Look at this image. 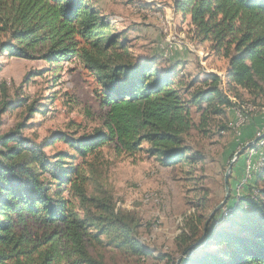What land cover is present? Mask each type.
Instances as JSON below:
<instances>
[{
  "label": "trees",
  "instance_id": "trees-1",
  "mask_svg": "<svg viewBox=\"0 0 264 264\" xmlns=\"http://www.w3.org/2000/svg\"><path fill=\"white\" fill-rule=\"evenodd\" d=\"M174 5L197 37L228 61V91L237 99L241 91L263 98L264 0ZM104 11L94 0H0V58L77 61L92 74L107 109L103 126L91 134L56 131L37 142L24 135V124L0 133V264H108L101 250L106 241L141 259L152 255L135 218L118 213L110 196L90 194L103 149L113 145L120 155L143 153L164 167H190L203 161L192 142V109L202 112L207 126L234 105L216 74L185 84L176 64L135 58ZM0 90L7 95L3 84ZM15 105L0 101V128ZM28 111L29 117L41 112L33 105ZM60 142L69 151H47ZM247 183L241 196L229 197L225 217L220 210L212 219L203 212L186 219L176 239L178 257L160 258L168 264H264V168Z\"/></svg>",
  "mask_w": 264,
  "mask_h": 264
},
{
  "label": "rangeland",
  "instance_id": "rangeland-1",
  "mask_svg": "<svg viewBox=\"0 0 264 264\" xmlns=\"http://www.w3.org/2000/svg\"><path fill=\"white\" fill-rule=\"evenodd\" d=\"M94 1L105 9L101 13L109 21L115 20L117 31L125 33L123 38L133 46L130 52L135 58L154 57L159 62L176 64L185 84L216 74L222 78L223 88L234 103L222 115L210 117L207 126L202 121V112L192 109L197 126L192 142L203 161L190 167L181 164L164 167L143 153L120 155L113 145L105 147L102 158L96 162L98 170L90 194L110 196L118 213L135 218L138 237L152 252L141 259L106 241L101 250L108 264H168V259L160 257L167 254L178 257L176 239L182 234L186 219L201 212L211 216L224 201L225 177L230 166V197L241 196L250 184L246 183L249 163L258 166L263 161L264 97L255 99L241 91V99H237L228 91V61L197 37L190 20H184L176 11V0ZM0 62V84L7 92L5 95L0 90V101L16 102V108L1 117V134L24 124V135L41 142L56 131L81 136L103 126L107 109L97 95L100 87L77 61L51 65L43 60L27 61L3 55ZM37 72L42 74L33 75ZM32 105L41 112L29 117ZM47 151L69 149L60 142ZM241 158L244 166L239 178L234 169ZM200 204L205 205L204 209H200ZM220 210L224 217L231 211L227 203Z\"/></svg>",
  "mask_w": 264,
  "mask_h": 264
},
{
  "label": "water",
  "instance_id": "water-1",
  "mask_svg": "<svg viewBox=\"0 0 264 264\" xmlns=\"http://www.w3.org/2000/svg\"><path fill=\"white\" fill-rule=\"evenodd\" d=\"M251 145V144H250ZM231 171H232V166H230V168H229V171L227 172V174H226V177H225V191H226V197H225V199H224V201L215 209V211L211 214V216H210V219H212L215 215H216V213L223 207V206H225V204L228 202V200H229V197H230V191H231V189H230V185H229V176H230V174H231ZM180 261L181 260H178V262H177V264H179L180 263Z\"/></svg>",
  "mask_w": 264,
  "mask_h": 264
},
{
  "label": "bare ground",
  "instance_id": "bare-ground-1",
  "mask_svg": "<svg viewBox=\"0 0 264 264\" xmlns=\"http://www.w3.org/2000/svg\"><path fill=\"white\" fill-rule=\"evenodd\" d=\"M261 157L263 158L262 163H260L258 166L255 165L256 168H249L248 169V179L247 180H250L253 177L254 173L260 172L263 170V168H264V156H263V154Z\"/></svg>",
  "mask_w": 264,
  "mask_h": 264
},
{
  "label": "crops",
  "instance_id": "crops-1",
  "mask_svg": "<svg viewBox=\"0 0 264 264\" xmlns=\"http://www.w3.org/2000/svg\"><path fill=\"white\" fill-rule=\"evenodd\" d=\"M242 159H243V158H241V159L239 160L238 167L234 169V170L236 171V172H234V173L237 174V175L239 176V178H240V176H242V175H240V172H241V168H243V166H244V162H243ZM241 165H242V166H241Z\"/></svg>",
  "mask_w": 264,
  "mask_h": 264
},
{
  "label": "built area",
  "instance_id": "built-area-1",
  "mask_svg": "<svg viewBox=\"0 0 264 264\" xmlns=\"http://www.w3.org/2000/svg\"><path fill=\"white\" fill-rule=\"evenodd\" d=\"M249 168H256L255 165L253 164V162H250L249 165H248V169ZM249 180L246 179V183L248 182Z\"/></svg>",
  "mask_w": 264,
  "mask_h": 264
}]
</instances>
